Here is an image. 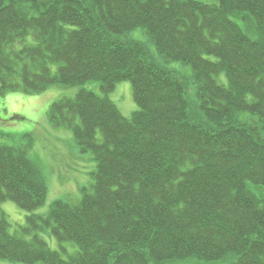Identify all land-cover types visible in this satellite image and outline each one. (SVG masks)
<instances>
[{
  "label": "trees",
  "instance_id": "obj_1",
  "mask_svg": "<svg viewBox=\"0 0 264 264\" xmlns=\"http://www.w3.org/2000/svg\"><path fill=\"white\" fill-rule=\"evenodd\" d=\"M0 0V96L98 81L46 117L95 161L79 201L47 197L22 147L0 144V258L25 264H264V0ZM141 28L147 42L129 34ZM170 62L189 65L186 75ZM128 81L131 117L107 97ZM59 248L76 251L63 258Z\"/></svg>",
  "mask_w": 264,
  "mask_h": 264
},
{
  "label": "rangeland",
  "instance_id": "obj_2",
  "mask_svg": "<svg viewBox=\"0 0 264 264\" xmlns=\"http://www.w3.org/2000/svg\"><path fill=\"white\" fill-rule=\"evenodd\" d=\"M201 1L211 2L210 0ZM129 36L144 43L148 40L141 28L134 29ZM169 65L183 69L186 75L191 73L189 65H182L179 62H170ZM82 88L103 95L99 82L92 80L77 86L53 85L35 95L9 92L0 96V144L25 148L46 180L47 197L45 202L33 211L35 214H46L50 203L54 200L72 203L79 201L82 190L89 189L93 183L92 173L95 170V161L92 154L80 152L72 133L61 127H53L46 117V111L53 101L64 97H74ZM107 97L127 118L137 110L132 87L128 81L116 83L107 93ZM249 189L258 197L264 198V186L249 184ZM0 210L9 224L8 230L11 233L25 225L26 216L29 214L8 200L0 203ZM41 236L48 246L59 251L63 258H67L76 251V246L72 243L63 242L64 250H62L53 236L47 233H42ZM229 261L228 256L208 262L196 257H188L169 264H227ZM0 264L25 263L0 258Z\"/></svg>",
  "mask_w": 264,
  "mask_h": 264
}]
</instances>
